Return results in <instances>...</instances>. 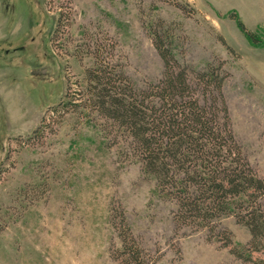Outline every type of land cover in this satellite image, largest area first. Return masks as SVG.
<instances>
[{
  "label": "rangeland",
  "instance_id": "1",
  "mask_svg": "<svg viewBox=\"0 0 264 264\" xmlns=\"http://www.w3.org/2000/svg\"><path fill=\"white\" fill-rule=\"evenodd\" d=\"M156 30L180 62L222 64L234 134L264 177V0H0V264H121L122 212L154 264H254L219 229L178 227L122 131L66 107L97 59L137 87L162 78ZM220 225L251 238L234 216ZM252 258L264 264V249Z\"/></svg>",
  "mask_w": 264,
  "mask_h": 264
},
{
  "label": "trees",
  "instance_id": "2",
  "mask_svg": "<svg viewBox=\"0 0 264 264\" xmlns=\"http://www.w3.org/2000/svg\"><path fill=\"white\" fill-rule=\"evenodd\" d=\"M235 18L241 30L257 42L243 21ZM153 35L165 65L162 78L137 87L116 66L97 59L86 69L81 102L70 99L66 107H88L122 131L132 154L155 176L160 192L176 202L178 227L219 229L218 237L233 254L263 264L252 253L264 249V177L234 134L223 92L228 74L221 63L197 69L180 62L168 36L157 30ZM226 216H234L249 228L247 243L236 244L233 232L221 227ZM121 217L122 247L112 256L121 264H154L158 256L140 244L124 212Z\"/></svg>",
  "mask_w": 264,
  "mask_h": 264
}]
</instances>
